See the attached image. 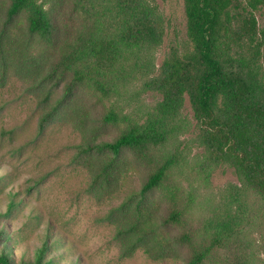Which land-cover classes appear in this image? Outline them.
<instances>
[{
	"label": "rangeland",
	"instance_id": "obj_1",
	"mask_svg": "<svg viewBox=\"0 0 264 264\" xmlns=\"http://www.w3.org/2000/svg\"><path fill=\"white\" fill-rule=\"evenodd\" d=\"M36 1L50 16L48 36L31 30L29 11L10 16L13 0H0V252L13 264L33 262L48 242L47 264H187L229 221L232 236L202 264H264V202L200 144L188 97L184 128L170 141L119 153L98 147L162 101L145 81L187 38L184 0H138L160 13L162 43L131 59L136 71L107 76L105 92L74 83L62 62L82 39L113 36L97 28L107 1L94 0L90 13L78 0ZM257 17L264 29V12ZM111 111L119 121L105 120Z\"/></svg>",
	"mask_w": 264,
	"mask_h": 264
},
{
	"label": "trees",
	"instance_id": "obj_2",
	"mask_svg": "<svg viewBox=\"0 0 264 264\" xmlns=\"http://www.w3.org/2000/svg\"><path fill=\"white\" fill-rule=\"evenodd\" d=\"M106 1L105 20L97 28L114 29L113 36L82 39L71 46L72 52L62 62L73 72L74 83L90 82L103 92L108 89L107 76L131 67L136 71L138 62L131 59L161 45L165 34L160 13L150 4ZM78 5L88 13L100 6L99 1L95 6L94 0H78ZM184 7L185 42L172 46L157 75L145 81V89L160 94L162 101L144 123L131 126L114 142L98 147L119 153L127 147L159 146L170 141L184 128L180 113L188 97L200 144L264 202V29L257 17L264 12V0H184ZM22 10L31 14L32 31L51 34L50 16L36 0H13L9 14ZM105 120L116 122L119 116L111 111ZM176 161H166L143 191L157 186ZM233 225L229 221L220 224L211 243L187 264H202L232 236ZM49 246L45 242L36 250L33 262L21 264H47ZM0 264H13L8 253L0 252Z\"/></svg>",
	"mask_w": 264,
	"mask_h": 264
}]
</instances>
